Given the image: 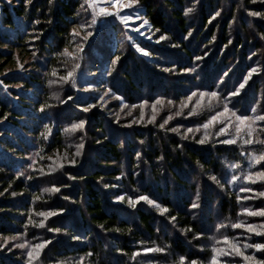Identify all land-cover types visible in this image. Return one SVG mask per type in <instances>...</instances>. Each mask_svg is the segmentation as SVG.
I'll return each instance as SVG.
<instances>
[{"label":"trees","instance_id":"obj_1","mask_svg":"<svg viewBox=\"0 0 264 264\" xmlns=\"http://www.w3.org/2000/svg\"><path fill=\"white\" fill-rule=\"evenodd\" d=\"M83 1L0 0V244L18 237L0 249V264H28L27 249L13 245L44 240L51 243L33 264H177L181 257L186 264H209L213 247H224L217 241L225 235L236 237L241 247L264 243V235L231 227L241 221L264 223V217L242 214L244 208H264V197L242 199L254 194L239 191L242 186L264 190V183L243 180L248 171L264 167L252 168L248 160L264 151V144L244 145L242 139L224 144L220 141L231 137L216 134L221 124L207 130L201 126L222 111L223 95L239 88L252 68L257 72L239 96L231 97L229 107L234 104L237 114L248 115L255 114L252 108L264 109V0H139L135 7L155 40L163 34L162 45L173 48L169 58L153 66L127 43L113 49L120 26L115 18L99 31L94 25L82 29L91 24L81 13ZM188 8L193 11L185 15ZM253 11L262 15H250ZM74 29L80 34L73 35ZM88 32L92 35L85 40ZM79 46H85L82 57L77 56ZM65 48L75 60L60 55ZM76 63L74 87L72 81L49 83ZM93 63L107 64L110 88L143 118L124 126L74 99L79 73ZM213 91L221 93L219 101L205 97L197 107V96L181 107L193 92ZM156 100L163 103L153 111ZM79 104L91 111H81ZM178 111L181 115H175ZM80 121L84 127L73 130ZM229 132L234 135V128ZM205 133L208 138L198 143ZM79 144L84 147L75 156ZM232 164L240 168L232 169ZM233 175L240 178L235 184L229 182ZM53 187L60 191H44ZM140 196L154 203L138 200ZM40 211L58 214L36 227L29 217L38 224L44 220L36 215ZM158 247L165 251H144ZM243 250L264 259V252ZM220 260L245 264L235 255Z\"/></svg>","mask_w":264,"mask_h":264},{"label":"snow or ice","instance_id":"obj_2","mask_svg":"<svg viewBox=\"0 0 264 264\" xmlns=\"http://www.w3.org/2000/svg\"><path fill=\"white\" fill-rule=\"evenodd\" d=\"M28 3L31 2V0H27ZM105 2L109 5L108 7H103V6H99L100 4V0H85V3L88 4L89 7L93 8V19L91 21V24H85V25H81L80 27L82 29H87V28H91L93 25L96 24L97 22V16H117L119 17V19L121 20L122 23L125 24V26L127 27L128 22L133 20V19H140L141 17L139 16V14L137 13V15L135 17L130 16V15H120L121 11L123 9H132L134 8L136 5L139 4V0H105ZM253 2H255V0H253ZM8 3H11V0H8ZM98 8V11H97ZM193 11L192 8H188L185 15H187L188 13H191ZM216 15H219V13H217ZM250 15L252 16H261L262 13L258 12V11H253L250 13ZM215 18V17H213ZM37 23H39V21H37ZM149 22L147 19L143 20V25H147ZM141 25V26H143ZM136 31H139V29H136ZM156 32H159L160 29H156ZM80 33L77 32L75 29L73 30V35H79ZM92 33L88 32L87 35L84 37V39L86 40L88 38V36H91ZM151 37H149L150 39ZM167 37L165 35H161L159 37V40L157 41V43H159L161 40H165ZM138 51L144 52V49L140 48L138 45L136 46ZM79 51L82 52L83 48H79ZM145 55H147V52H144ZM60 55L63 56H71L74 60L76 59V55L74 53H70L68 51L67 48H65L63 50L62 53H60ZM117 59H119V57H117ZM197 60L202 59V57H196ZM21 68H23V65H20ZM80 67L79 63H76L72 70H69L66 75H62L59 77L58 81H49L50 84L53 83H59V82H63V83H68L70 81H72L73 87L75 86V82H74V75H75V69H78ZM187 71L193 72L195 71L194 68H189L187 69ZM257 69L252 68L251 72L248 74L247 78L244 80V83H240L239 84V88L234 89L233 91H231L230 93H227L225 95H223V107H222V111L216 112L214 115H211L210 118L207 120V122L203 123L201 126L207 130L212 126H215L216 124H221L222 126L218 129L217 131V135H228L231 138L229 139H225L220 141L221 143L224 144H235L237 143L238 140L242 139V142L244 145H252L254 143H260V144H264V139H260L259 135L260 134H264V109H262L260 112H257V109L252 108L251 112L255 113L254 115H248L247 113H240L237 114V112L234 110L235 109V105L233 104L232 107H229V104L232 103L231 101V97H235V96H239L240 95V89H243L247 83L248 79H251L252 74L256 73ZM53 76H56L57 73L55 71H53L52 73ZM225 75H227V73H225ZM111 90H109L110 92ZM105 96L108 95V93L106 92L104 94ZM199 97V99L196 102V106L199 107L202 103V101L204 100L205 97H210L213 99H217L218 101L221 99V93L219 92H193L190 96H188L186 98V102H183L181 107L182 108H187L188 105L190 103H192L193 97ZM68 99H71V97L69 96ZM101 99H103V97H101ZM145 105L148 103L147 101L144 102ZM163 101L162 100H156L155 103L152 105L153 111H155L156 105L157 104H162ZM167 103L169 105H173L174 101L172 100H168ZM91 107H95V105H91ZM41 111H44V107L41 108ZM83 111L87 112L88 108H84ZM175 115H181V112H176ZM188 115H193L192 111H189ZM235 118L234 120L232 118ZM141 118H143V113L141 114ZM172 119L171 116H169L166 120H164L163 123H161L159 125L160 128H164L165 124L168 123V120ZM152 120H155V116L152 117ZM151 122V121H150ZM85 121H80L78 124H74L72 125V129L76 130V129H82L84 127ZM234 128V135L229 132V129ZM173 132H178L179 129L178 128H172L170 129ZM197 131L199 129H196ZM188 133L193 132L192 128H188L187 129ZM49 134H50V130H49ZM45 139H47V136L44 137ZM186 138V137H185ZM207 133H205V138L204 139H200L197 142L198 143H204L205 139H207ZM77 150L75 152V156H79L80 153V149H82L84 147L83 144H79L76 146ZM67 156V154H66ZM49 159H53L52 157H49ZM249 160V165L252 168H255L256 165H261L262 163H264V151H260L258 154H251L248 157ZM68 163L70 164H75L76 160L75 159H69ZM60 167H63V164L59 165ZM232 169H237L240 168L239 164H232L231 165ZM41 171H43L41 169ZM72 179H74V177H70ZM29 179H31V177H29ZM213 180H216L217 178L215 176L212 177ZM240 179L239 177L233 175L231 177V180L229 181L230 183L235 184L237 182V180ZM243 180L248 183V184H256V183H264V167L260 168L259 170L256 171H248L247 173L244 174L243 176ZM45 192H50V191H60V189L58 187H53L52 189H48L45 188L44 189ZM239 191L241 192H251L254 195L253 196H248V197H243L242 199H253L255 196H260V197H264V190L261 191H257L256 189H253L251 187H240ZM2 194V193H0ZM12 195H16V193H12ZM37 199H39V197H37ZM119 200H123L124 197L123 196H119L118 197ZM239 199V198H238ZM138 200H146L149 203H154L153 201L148 200V197L146 196H140L138 198ZM138 202V201H137ZM129 203H133V201L131 200V198H129ZM193 208L198 207L197 204L193 203L192 204ZM61 212L63 211L62 209L60 210ZM164 211H167V209H164ZM57 212L54 211H40L37 212L36 215L40 216V217H44V220H41L38 224H35L34 221H32L31 217H29V222L33 223L36 227H44V221L47 220L50 216H54L57 215ZM242 214H247L248 216H260V217H264V208H258L257 210L253 211L249 208H244ZM173 220H175V217H172ZM226 227V225L221 224L220 228H224ZM231 227L233 228H243L245 230V232L247 233H254L255 235H264V223H261L260 225H256V224H246L243 221L239 222V223H234L231 225ZM49 232H59L60 229L59 228H48ZM18 237H6L4 238V243L0 244V249L4 248L7 246L9 240H16ZM74 239H80V237H73ZM51 243L50 240H44L40 243L34 244L31 247H29V245L27 243H21V244H15L13 245V247H17V248H21V249H28L26 252L27 258H28V264H33V261L38 259L40 256V253L42 252V250L49 244ZM218 245H224V247H213L212 249V253L213 255L211 256V259L209 261V264H222L220 257L222 256H239L241 257L244 261L245 264H264V259H258L255 254H245L243 249H248V248H254L256 249V251H260V252H264V243H244L243 246L241 247L240 243L237 242V238L236 237H232L230 238L229 236L225 235L223 237V240H218L217 241ZM9 251H11V248L8 249ZM145 252H164L165 248H148L144 250ZM140 253L137 252L136 255H139ZM88 255H91V253H88ZM186 257H181L179 259V261L177 262V264H186ZM78 264H83V261H78ZM187 264H198V262L196 260H190L187 261ZM226 264H231V262H226Z\"/></svg>","mask_w":264,"mask_h":264},{"label":"rangeland","instance_id":"obj_3","mask_svg":"<svg viewBox=\"0 0 264 264\" xmlns=\"http://www.w3.org/2000/svg\"><path fill=\"white\" fill-rule=\"evenodd\" d=\"M82 3L84 4L85 8L81 13L88 15L86 17L92 21L93 8L89 7L88 4L85 3V0ZM99 6L108 7L109 5L105 2V0H100ZM137 13L141 18L129 21L127 27L117 16L99 15L96 18L97 22L94 26L97 28L96 31H99L107 24L109 19L115 18L116 21L119 22L120 26L119 29L113 34V49H116V45L119 43H127L136 51L145 64L148 66H153L154 63L156 64L161 59L169 58L173 48L168 45H162V40L157 43V40H155L154 36L155 33L151 30L149 24L143 25L144 19L142 18V14L137 11L136 7L132 9H123L120 15H130L135 17ZM136 29H139V31H136ZM149 37L151 38L149 39ZM137 45L144 49V52H147L148 54L145 55L144 52L138 51L136 47ZM81 47L83 48L82 52L79 51V48ZM84 51L85 46L77 47V56L82 57ZM105 67L100 63H93L85 66L83 71L79 73L81 84L76 91L77 95L74 99H79L84 102L87 101L89 106L94 104L98 110L103 111V113H105L111 119H114L116 122L122 121L124 126L132 125L134 122L138 121L139 117L141 116L132 106L126 103L121 95L110 88L108 83V73ZM58 84H60V82ZM167 86L171 87V84H168ZM109 90L111 91L109 92ZM171 91L173 92L174 90L171 89ZM106 92L108 93L107 96L104 95ZM101 97H103V99H101ZM83 105L84 104H79V109L81 111H83L84 108H88L87 112L91 111L92 107L90 108L89 106ZM216 218L219 217L217 216ZM207 228L210 227L207 226Z\"/></svg>","mask_w":264,"mask_h":264}]
</instances>
